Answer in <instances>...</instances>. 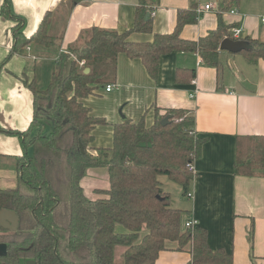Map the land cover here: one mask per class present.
Returning <instances> with one entry per match:
<instances>
[{
    "label": "trees",
    "instance_id": "trees-1",
    "mask_svg": "<svg viewBox=\"0 0 264 264\" xmlns=\"http://www.w3.org/2000/svg\"><path fill=\"white\" fill-rule=\"evenodd\" d=\"M66 1L67 9L48 12L31 37L24 34V19L13 12L12 0L1 6V15L15 23L13 46L2 65L15 55L25 56L27 47L34 46L43 50L38 58L55 59V69L47 90H39L36 81L30 84L35 114L29 130L7 132L28 138L24 144L32 154L19 160L17 188L0 191V211L19 217L17 232L0 228V244L7 245L0 264H156L171 244H177L178 251L189 249L192 264H233L231 254L210 248L205 229L182 228L183 211L171 206L159 180L167 176L182 187L183 195L190 193L195 178L191 167L207 141L195 132L194 112L170 109L161 115L156 107L152 126L144 119L138 123L126 119L114 126L112 147L95 148L93 132L106 121L93 117L82 102L116 84L122 53L141 59L153 79L158 77L161 57L173 52L196 53L203 64L222 72L220 45L232 28L218 12L215 30L199 41L183 39L182 29L198 20L193 6L178 12L173 33L155 34L152 14L159 0H139L131 30L93 28L82 37V46L61 52L68 15L81 0ZM134 33L151 34L153 41L132 42ZM247 41L256 49L244 55L257 64L264 59V43ZM85 69L90 73L84 74ZM195 75V69L179 68L176 81L191 83ZM167 116L169 123L163 126ZM236 148V174L264 178V136L239 137ZM95 168L108 169L110 189L101 193L104 198L92 201L81 181ZM118 227L127 232L119 233ZM119 248L124 249L121 261Z\"/></svg>",
    "mask_w": 264,
    "mask_h": 264
},
{
    "label": "crops",
    "instance_id": "crops-1",
    "mask_svg": "<svg viewBox=\"0 0 264 264\" xmlns=\"http://www.w3.org/2000/svg\"><path fill=\"white\" fill-rule=\"evenodd\" d=\"M3 1L0 0V191L17 188L19 160L26 153L32 154L25 148L28 138L7 132L24 133L30 128L35 114L30 84L38 79V64L55 69V59L38 58L43 50L34 46L26 49L25 56L15 55L2 65L12 49L15 26L1 15ZM138 2L81 0L68 15L60 51L81 44L82 37L93 28L120 33L131 30ZM206 4H213L215 11L186 25L181 32L183 39L199 41L215 30L216 11H223L222 19L229 29L243 28V40L264 43V0H159L153 9L154 33H173L179 11ZM63 8L67 9L66 0H12L13 12L24 19L27 37L35 34L48 12ZM230 10H236L237 15H231ZM129 39L149 43L153 35L134 33ZM221 61L223 70L218 72L203 64L196 53L173 52L161 57L158 77L153 79L141 59L122 53L117 62V88L108 93L104 87L82 102L93 117L106 121L93 132L95 148L112 147L114 126L124 121L121 110L125 120L138 123L144 119L148 127L156 121V107L161 115L170 109L193 111L195 132L207 141L193 164L195 178L188 196L191 206L182 222L198 220L197 228L207 231L210 248L231 254L233 264H264V178L239 176L235 169L237 139L264 136V59L253 64L244 53L222 52ZM179 68L195 69V79L178 83ZM43 86V81L37 85L39 90ZM81 185L88 199L104 198L101 193L110 189L108 169H89ZM117 231L127 232L122 227ZM146 233L144 229L142 236ZM123 253L121 248L117 260ZM156 264H192V255L189 249L182 252L171 247L160 254Z\"/></svg>",
    "mask_w": 264,
    "mask_h": 264
},
{
    "label": "water",
    "instance_id": "water-1",
    "mask_svg": "<svg viewBox=\"0 0 264 264\" xmlns=\"http://www.w3.org/2000/svg\"><path fill=\"white\" fill-rule=\"evenodd\" d=\"M149 17V15H148ZM256 49V45L247 40H233L230 38H226L222 41L220 45V50L223 52H228L231 54H241V53H250ZM90 69H85L84 74H89ZM120 115L123 120H125V116L122 114V110L120 111ZM170 116H167L162 120V125L166 126L169 123ZM82 151L83 147L81 146ZM0 228L3 230H7L10 232H17L19 228V217L15 212L2 210L0 211ZM7 255V245L0 244V257H4ZM28 264H33V262H28Z\"/></svg>",
    "mask_w": 264,
    "mask_h": 264
},
{
    "label": "rangeland",
    "instance_id": "rangeland-1",
    "mask_svg": "<svg viewBox=\"0 0 264 264\" xmlns=\"http://www.w3.org/2000/svg\"><path fill=\"white\" fill-rule=\"evenodd\" d=\"M82 45H83V41L81 42V44L77 46H82ZM53 70L51 69V66L46 67V66L38 64L36 68V74L38 77L36 84L38 85L39 82L43 81L45 85L43 86V88H40V90L42 89L44 91V89L47 90L50 87V84L52 81V71ZM159 180L162 183L163 190L170 195L171 206L175 209L182 210L183 215L187 216L188 215L187 211H188V208L190 209L191 201L188 198V196L183 195L182 187L172 182L167 176H161ZM182 228L184 229L183 222H182ZM171 247H177V244H171L170 248ZM120 249L121 248H119L117 252H119ZM117 257H118V254H117ZM121 260H117V261H121Z\"/></svg>",
    "mask_w": 264,
    "mask_h": 264
},
{
    "label": "built area",
    "instance_id": "built-area-1",
    "mask_svg": "<svg viewBox=\"0 0 264 264\" xmlns=\"http://www.w3.org/2000/svg\"><path fill=\"white\" fill-rule=\"evenodd\" d=\"M214 11L215 8L213 4H206L205 6H198L196 8V13L198 15V18H200L205 13H209V12L213 13ZM217 12H220L221 14L223 13V11H216V13ZM229 13L231 15H237L236 10H230ZM152 15L154 16L155 12ZM243 34H244V30L242 27H234L230 30L229 32L230 37L228 38L233 40H243L242 39ZM27 50H29V47H27ZM81 66H84V63H82ZM116 88L117 86L115 84H109L105 87V91L110 93L113 92ZM191 170H193V166L191 167ZM188 196L190 197V194H188ZM198 226H199V221L196 219H189L183 222L184 230H195Z\"/></svg>",
    "mask_w": 264,
    "mask_h": 264
}]
</instances>
